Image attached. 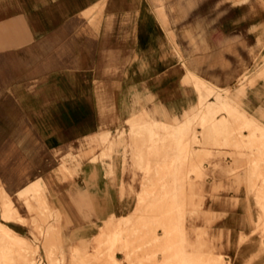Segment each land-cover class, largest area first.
Returning a JSON list of instances; mask_svg holds the SVG:
<instances>
[{"label":"crops","instance_id":"1","mask_svg":"<svg viewBox=\"0 0 264 264\" xmlns=\"http://www.w3.org/2000/svg\"><path fill=\"white\" fill-rule=\"evenodd\" d=\"M262 56L264 0H0V196L23 219L0 222L29 241L32 217L55 210L69 252L105 221L127 217L138 174L120 154L109 164L98 148L88 152L93 141L116 140L128 123L135 140L157 134L137 130L150 126L188 131L192 108L209 105V86L234 88ZM241 104L264 117V77ZM202 150L214 164L203 162L204 179L175 187L204 190L202 203L222 213L216 228L233 264H264L234 191L244 186L226 173L227 150ZM68 153L80 157L63 174L58 160Z\"/></svg>","mask_w":264,"mask_h":264},{"label":"rangeland","instance_id":"2","mask_svg":"<svg viewBox=\"0 0 264 264\" xmlns=\"http://www.w3.org/2000/svg\"><path fill=\"white\" fill-rule=\"evenodd\" d=\"M263 63L257 71L242 74L234 88L209 86V105L199 100V113L192 108L189 130L184 133L174 134L162 124L137 129L141 133L152 129L157 134L135 140L128 123L109 137L116 140L105 137L93 141L88 152L98 148V158L109 161L120 154L122 165L133 172L132 176L138 174L140 187L128 190L134 198L130 214L105 221L98 235L82 245L70 246L69 252L62 251L55 210L32 217L29 241L0 222V264H233L231 255L223 250L222 232L216 228L222 213L202 203L204 190L175 187L204 179L203 162L214 165L213 157H205L202 149L206 148L227 150L222 151L230 160L226 173L236 185L244 186L234 191L244 196L248 223L264 261V117L247 116L241 108L245 89L264 77ZM165 122L176 121L166 118ZM162 132L168 135H160ZM79 157L72 153L61 156L59 163L67 167L60 165V172L70 174L69 164L78 163ZM216 190H209V196ZM0 197V216L23 221L16 211L5 210L8 201ZM245 239L240 236L238 242Z\"/></svg>","mask_w":264,"mask_h":264}]
</instances>
